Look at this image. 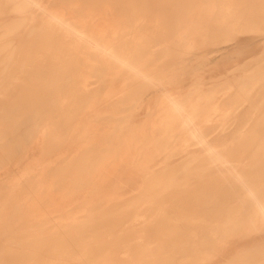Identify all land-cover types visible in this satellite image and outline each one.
<instances>
[{
  "label": "bare ground",
  "instance_id": "bare-ground-1",
  "mask_svg": "<svg viewBox=\"0 0 264 264\" xmlns=\"http://www.w3.org/2000/svg\"><path fill=\"white\" fill-rule=\"evenodd\" d=\"M14 24L22 26L9 30ZM216 34L221 35L217 43L204 45ZM6 55L0 64L1 71L6 68L0 79V116L8 114L6 124L0 123V264H93L100 248L89 247L90 236L113 229L119 212L91 219H84V213L91 217L95 209L111 210L110 202L127 194L122 183L136 180L124 178L133 169H121L122 162L148 164L138 158L151 147V155H179L188 143L206 159H223L212 160L207 169H200L202 164L182 169L183 160L173 168L167 163L151 167L152 182L191 185L154 192L142 188L136 195L157 199L170 190L181 193L187 199L183 205L204 217L190 218L188 224L177 217L181 223L166 225L140 216L134 225L126 222L131 233L124 235L123 225L120 235L161 238L174 247L154 251L162 257L141 250L139 258H113V252L112 259L106 258L142 264H264V0H0V60ZM214 79L223 83L214 87L222 91L208 97L204 90ZM152 98L157 106H150ZM230 99H246L250 105L226 132L224 113L238 109L224 104ZM186 100L184 108L169 106ZM28 110L36 116L16 120ZM140 117L147 120L140 122ZM58 118L66 122L64 128L60 124V138ZM154 126L169 133L168 127L175 135L172 146L163 148L165 140L160 147L149 142L159 138L149 134ZM74 161L89 173L80 180L98 184L96 196L103 202L95 207L72 200L76 208H60L76 193ZM171 171L175 175L166 180ZM247 179L254 180L251 186ZM161 204L167 202H145L148 209ZM60 213L81 214L68 219ZM140 230L147 234L132 232ZM196 231L205 236L200 238L204 243L197 242ZM184 254L196 256L184 263Z\"/></svg>",
  "mask_w": 264,
  "mask_h": 264
},
{
  "label": "rangeland",
  "instance_id": "rangeland-1",
  "mask_svg": "<svg viewBox=\"0 0 264 264\" xmlns=\"http://www.w3.org/2000/svg\"><path fill=\"white\" fill-rule=\"evenodd\" d=\"M13 26H14V28H15V30H16V28H17V26L20 28V26H22V25H17V24H14V25H12L11 27H9V30H11L12 28H13ZM11 28V29H10ZM13 28V29H14ZM216 36H218V37H216ZM220 34H216L215 35V37L214 38H212V37H210V39H209V37H208V42L207 43H204V45H210V44H215V43H217V41L219 40L218 38H220ZM214 39V41H212ZM216 39V40H215ZM12 40H13V42H15L16 43V39H15V37H13L12 38ZM211 42V43H210ZM6 57H8L7 55L6 56H3V59H1L0 60V64L1 63H4V62H6ZM135 58H136V56H134ZM135 58H133L132 60L134 61L135 60ZM5 59V60H4ZM5 68V67H4ZM6 68H5V70L4 69H2V71L0 70V79H3V77H5V75H6ZM243 72H244V69H243ZM242 72V73H243ZM246 72H244L243 74H245ZM246 75H247V73H246ZM214 83L213 84H211V86H208V87H204L205 88V92H206V96H211V95H216L215 93L217 92V95H220V93L219 92H221L220 91V89L218 90L217 88H214V87H218L219 88V86H221V84H223V83H221V82H218V79H214V80H212ZM216 81V82H215ZM264 81H262V83H263ZM214 85V86H213ZM213 86V87H212ZM211 87L214 89H211ZM221 88V87H220ZM217 89V90H216ZM207 90H209V92L207 91ZM226 90H229V89H226ZM219 93V94H218ZM250 97V93H249V96L247 97V98H249ZM240 98L242 99V96L240 95ZM241 99H238L237 101L239 102V103H237V101L235 100L234 101V103H233V100L232 99H230L228 102L227 101H225L226 103H224V104H227V105H236V107L238 108V109H231V112H225L224 113V116L225 117H222L223 118V120H226V121H224L223 123V126L222 127H226V129H225V131L226 132H228L229 130H231V129H234L236 126H237V122L236 121H233V120H236L237 119V117H239L240 116V114H242V113H244L245 112V110L248 108V106L250 105V101L249 100H247V101H241ZM231 100H232V102H231ZM240 100V101H239ZM156 100L154 99V98H152L151 99V101H150V106H157V102H155ZM215 101H213L212 103H210V104H213ZM218 103V102H217ZM232 103V104H231ZM160 105L162 104V103H159ZM174 106H173V105ZM185 104V105H184ZM187 104H189V102L186 100V101H177V102H175V101H173L172 103H170L169 104V106L171 107V106H173L174 108H176V109H181V108H184V107H186L187 106ZM184 107H183V106ZM235 105L233 106V108H236L235 107ZM241 105V106H240ZM178 107V108H177ZM43 109V108H42ZM41 109V110H42ZM44 109H47V108H44ZM43 109V110H44ZM187 109V108H186ZM40 110V111H41ZM35 110H28L27 112L26 111H22V113H20L21 115H17V117H19V119L17 118L16 120H20V118L21 119H23V117H25L24 115L26 114V117H32V114H35V116H36V112H34ZM44 111H46V110H44ZM227 113V114H226ZM229 113V114H228ZM15 114H16V112H15ZM23 114V115H22ZM235 114H236V116H235ZM30 115V116H29ZM231 115V116H230ZM235 116V117H234ZM2 117H4V118H2ZM7 117V118H6ZM228 117V118H227ZM0 123H5L6 124V122L8 121V114L7 113H4V114H1V116H0ZM57 118V117H56ZM222 118H221V122H222ZM226 118V119H225ZM140 119H141V121H143V120H147V119H144V118H139V121H140ZM158 120V118H148V120H151V121H153V120ZM58 120L60 121V122H58ZM58 120H56L57 122H58V125H60L61 124V122L63 123V124H61L62 125V127L64 128L65 126H64V122H63V120H60L59 118H58ZM6 121V122H5ZM137 121H138V118H137ZM140 121V122H141ZM232 121H233V123H232ZM66 123V122H65ZM8 124H9V122H8ZM229 124H231V125H229ZM61 125L59 126L60 128H58L59 129V135H58V138H60V136L62 137V131H63V128L61 127ZM227 125H229V126H227ZM32 126V128L34 127V125H31ZM31 126H29V128H31ZM151 126V125H150ZM229 127V128H228ZM28 128V127H27ZM31 128V129H32ZM62 128V130L60 131V129ZM157 132V133H155V131ZM164 129H166L167 131H169V133L168 132H165V131H158L157 130V127L156 126H154V127H152V130L150 131L151 133H149L150 135H152L153 136V134H154V137H156V138H158V139H156V142L153 140V141H149V142H152V144L153 143H156L157 145H159V147H160V144H162L163 142L162 141H164L165 140V144L163 143L161 146L164 148H168L173 142V140H174V138L173 137H175V135L173 134V133H171V131L168 129V127L166 126V127H164ZM171 133V134H170ZM169 134V135H168ZM173 134V135H172ZM156 135V136H155ZM159 135V136H158ZM164 135V136H163ZM168 135V136H167ZM162 136V137H161ZM165 136H167V138L166 139H164V137ZM230 136V135H229ZM161 137V138H160ZM169 137V138H168ZM173 138V139H172ZM159 140V141H158ZM167 140H169V141H167ZM171 141V142H170ZM159 142H162V143H159ZM168 144H167V143ZM145 143V142H144ZM146 143H148V142H146ZM164 145H166V146H168V147H166V146H164ZM172 146V145H171ZM161 147V148H162ZM194 147H192V145L191 144H189L188 143V147L184 150V151H182V153L181 152H179V155H178V152H174L175 153V155H174V153H172V154H170V152H168V153H165V152H161V153H156V155L153 153L152 155L149 153V151H151V149H152V147L150 148V150H148L146 153H144L145 155H146V157L148 158H146L144 155H142V157L143 158H141V155H139V157H140V159L138 158V160L139 161H142V159H144V160H148V164L146 163V164H140V165H129V166H127L126 165V163L124 162H122V164H121V166H122V168L121 169H126L127 171H130L131 169H133L131 172H130V175H129V173H124V178L126 179H128V178H131V179H133V178H135V180L136 181H134L133 183H127L128 185H126L125 186V183H122V186H124L125 188H124V191L127 193L124 197H121V198H119V199H117V200H113V201H111L110 202V209L112 210H109L108 209V211H103V209L102 208H99V209H95L94 211H91V217H90V213L88 214V212H86V213H84V215H85V217H84V219H91V218H98V217H108L107 216V214H109V217H112L111 215L113 214V216H116L115 214H117L118 212H119V214L116 216V217H113V218H117L118 217V223L117 222H115V224H114V222L112 223V224H114V228L113 229H110L111 227H109V229H104V230H99V231H95V232H93V235L92 236H90L91 237V241L93 242V241H95V242H90L91 244H89V247L90 248H93V249H95V248H100L99 250V254L100 255H104L105 254V256H102V259H101V256L97 253L96 255H98V256H93V261L95 262H93V264H96L97 262H99L100 264H102V263H104V264H106V262L110 259V256H111V259H112V256H113V253H114V257L113 258H115V257H128V258H139L140 256H141V254L139 255V253H140V251L141 250H148V251H150L151 252V255L153 254V256L154 257H162V256H164V253H155L154 254V251L156 252V251H167V250H170V249H172L174 246L173 245H167V243H165L161 238H148L147 236L146 237H137V238H133V239H129V238H127L126 239V237L125 236H123V235H120L121 233V231H122V229H124V226L123 225H125V229L123 230V231H125L124 232V235L126 234V233H128V232H130L129 230H127L126 231V229L128 228V223H132V225H134V224H136V222L138 223V221H140L139 219H142L144 216V218L143 219H149L150 218V216H151V220H155L156 222H157V224H159V223H161V224H166V225H171V224H173V222H174V224H176V223H178L179 221V219L181 220V222L182 223H184V224H188V223H191L194 219H196V217L197 218H203L204 216H203V213L202 212H198L197 211V214L196 213H192L190 210L192 209L191 207H185L186 205L184 204L183 205V203H185L184 201L185 200H187L186 199V197H185V195L184 194H179V193H176V192H172L171 190L169 191V192H171V194H173V195H175V197H173V195H169L170 193L169 192H167V193H164L163 195H161V196H157V199L156 198H146V197H144V196H137L138 195V193H140V192H142V188H144V190L143 191H146V192H151V191H159V190H161V188H167V187H177L178 186V188H183V187H189V185H191V184H189V183H187V184H185V183H183L182 182V184H181V182H179V183H171V182H166V181H160V182H157V181H151V180H149V179H152L153 178V176H154V174H153V172L151 171V167L152 168H154V166H155V169H157L158 167L160 168H162V166L165 164V163H167V164H169L172 168L173 167H175L176 166V164H179V162H180V164H182L183 162L185 163V164H183V166H179V167H183L182 169H186V168H190V166H192L193 168L194 167H200L201 166V164H202V167H200V169H207V168H211L212 167V165H214L213 163H215L214 161H216V160H221V159H223V157H216L215 158V156H213V157H210V158H207L208 160L210 159V162L208 163L207 162V159H206V157H203L204 155L203 154H201V153H203V152H201L200 150H195V149H193ZM177 153V154H176ZM148 154V155H147ZM170 154V155H169ZM194 154H200V155H198V156H196V157H192ZM149 155H151V157L149 156ZM191 156V157H190ZM138 157V156H137ZM171 157V158H170ZM188 157H190V158H188ZM168 158V159H167ZM186 158V159H185ZM205 158V159H204ZM221 158V159H220ZM225 158V157H224ZM187 159H189L188 161H187ZM204 159V160H203ZM182 160H183V162H182ZM212 160H213V163H212ZM196 161V162H195ZM79 162V161H78ZM205 164H204V163ZM208 164H207V163ZM195 163V164H194ZM198 163V164H197ZM200 163V164H199ZM207 164V165H206ZM75 165V166H74ZM174 165V166H173ZM198 165V166H197ZM72 166H74V170H72L73 172H75V173H73V175L72 176H76V175H74V174H77V176L74 178V180H76L77 181V183H76V186L75 187H77L76 188V190H74L76 193H74L75 195H73V196H71V198L68 200V203H65V204H62V205H60V208L61 209H65V210H70V209H73V207H77L75 204H70L71 202H72V200H74V201H76V202H82V201H84V202H88V203H92V204H89V205H87V207H89V206H93V207H95L96 206V204L97 203H101V202H103L101 199H99L97 196H96V194H97V191H98V184H95V183H93L92 181H83V180H80V179H82V178H84V177H87L88 175H89V173L86 171V173H85V171L84 170H82L81 171V169L82 168H80V167H76V164H75V161L73 162V164H72ZM97 166H99V165H97ZM209 166H211V167H209ZM77 170V171H76ZM78 170H79V172H78ZM79 174H80V176H79ZM82 174V175H81ZM153 174V175H152ZM149 175H152V176H150L149 177ZM165 176L163 177L164 178V180H165V178H166V176H167V174H164ZM171 175V178L175 175L174 174V171H171L170 173H169V175L167 176V179L166 180H168V178H169V176ZM81 177V178H80ZM145 179V180H144ZM144 180V181H143ZM148 180V181H147ZM221 180V179H220ZM220 180H218V181H215V182H220ZM247 180H248V182H250V183H248L247 182ZM247 180H245V183H247V185L249 186H251V181L253 180H251L250 181V179H247ZM75 181V182H76ZM79 181H81L80 183H79ZM146 181H147V183H146ZM254 181V180H253ZM83 182V183H82ZM152 182V183H151ZM144 183H146V184H144ZM255 183V182H254ZM88 185V186H86V185ZM148 184H150V185H148ZM152 184H154V185H152ZM156 184V185H155ZM181 184V185H180ZM197 183H192V185H196ZM253 184V183H252ZM144 185H146V186H144ZM177 185V186H176ZM183 185V186H182ZM74 187V188H75ZM82 188V189H81ZM148 189V190H147ZM78 191V192H77ZM86 191H89L88 192V196H85L84 195V193L86 192ZM166 191H168V190H166ZM136 193H137V195H136ZM169 193V194H168ZM175 193V194H174ZM133 195H135L134 197H133ZM178 195V196H177ZM181 195H182V202H181ZM171 196V197H170ZM212 196V195H211ZM210 196V197H211ZM87 197V198H86ZM129 197H133L132 198V200H131V198H129ZM160 197V198H159ZM178 197H179V199H178ZM185 197V198H184ZM209 196H207L205 199H207ZM125 198H127V199H129V201L128 200H126ZM136 198V199H135ZM162 198V199H161ZM203 199H204V197H202ZM122 199H123V201L126 203H124L123 201H122ZM126 201H125V200ZM135 199V200H134ZM158 200V201H165V202H167V206L164 204H161V205H158V206H156L157 208H149L148 209V205H146L145 206V202H148V201H154V200ZM168 200H169V202H168ZM176 200V201H175ZM116 201V202H115ZM120 201V202H119ZM122 201V202H121ZM175 202H177V204L179 205V207H178V205L175 203ZM94 203V204H93ZM111 203L114 205V206H111ZM117 203V204H116ZM119 203V204H118ZM121 203H124V204H121ZM135 203H136V205H135ZM139 205H138V204ZM141 203H143V205H141ZM171 203V204H170ZM115 204L117 205V207H118V209H117V207L115 206ZM180 204H181V206H180ZM120 205H121V207H120ZM124 207H123V206ZM135 206V208H134V206ZM138 205V208H136V206ZM140 205H141V208L142 209H140ZM177 205V206H176ZM172 206L174 207V208H172ZM175 206H176V208L178 209V210H182V212H180L179 213V211L175 208ZM114 207H116V208H114ZM123 207V208H122ZM133 209H132V208ZM147 207V208H146ZM169 207V208H168ZM181 207H182V209H181ZM113 208V209H112ZM127 208H130V210L129 211H127ZM145 208H146V211H147V213L145 212ZM185 208H187V209H185ZM125 210L124 212H123V214H122V211L121 210ZM137 209V210H136ZM171 209H173L172 211H174L173 213H171L172 211H170L169 212V210H171ZM117 210V211H116ZM121 212H120V211ZM142 210V211H141ZM153 210H155V211H153ZM160 210V211H159ZM178 211V212H176V211ZM183 210H186V213H185V211H183ZM100 211V212H99ZM102 211H103V213H102ZM131 211V212H130ZM140 211V212H139ZM143 211L145 212V213H143ZM188 211V212H187ZM107 212V213H106ZM114 212H116V213H114ZM127 212V213H126ZM135 212H137V213H143V214H136L135 215ZM155 212V213H154ZM161 212V213H160ZM164 212V213H163ZM168 212V213H167ZM96 213H98V215L96 214ZM129 213H131V215L129 214ZM151 213V214H150ZM170 213V214H169ZM176 214V216H175V214ZM185 213V214H184ZM37 214V213H36ZM36 214H32L31 216L33 217H36ZM81 213H60L58 216L59 217H61V218H68V219H74V218H77V217H80L79 215H80ZM87 214H88V216H87ZM102 214V215H101ZM150 214V215H149ZM156 214V215H155ZM187 214V215H186ZM191 214H193V215H191ZM83 215V216H84ZM94 215V216H93ZM104 215V216H103ZM106 215V216H105ZM121 215V216H120ZM165 215V216H164ZM173 215H174V217H173ZM128 216V217H127ZM142 218H141V217ZM154 216H156V217H154ZM169 218H168V217ZM181 216V217H180ZM189 218H188V217ZM191 216V217H190ZM87 217V218H86ZM135 217V218H134ZM167 217V219L165 220V218ZM171 217V218H170ZM177 217L179 218L178 220H177ZM187 217V218H186ZM193 217V218H192ZM131 218H132V220L134 219V221H131ZM186 218V220H184V219ZM191 218V222H190V219ZM130 219V220H129ZM137 219V220H136ZM160 219V220H159ZM188 219V220H187ZM129 220V221H128ZM170 220H171V222H170ZM184 220V221H183ZM125 221V222H124ZM176 221H178V222H176ZM188 221V222H187ZM67 222H72L71 220H67ZM121 222V223H120ZM126 222H128V223H126ZM181 222H179V223H181ZM187 222V223H186ZM81 223V222H80ZM123 223H125V224H123ZM134 223V224H133ZM78 224H79V222H78ZM131 225V224H130ZM129 225V226H130ZM41 231H43V232H45V233H58V231H47V229H43V230H41ZM115 231V232H114ZM123 231H122V234H123ZM118 232V233H117ZM133 233H135V234H147V231L145 232V231H143V230H140V231H132ZM164 232H166V233H168L169 234V232L170 233H177V232H181V233H187V234H189L190 233V231H188V230H183V231H177L176 232V230H166V231H164ZM196 232H198V231H196ZM108 233H109V235H111V233H112V235L111 236H109L108 235ZM131 233V232H130ZM132 233V234H133ZM199 233L200 232H198V234H197V237L196 238H198L197 239V242H200L201 244L202 243H204L203 242V240L204 239H206V238H204L203 236H199L198 237V235H199ZM204 233V232H203ZM115 234V235H114ZM201 234V233H200ZM117 235V237H115ZM119 235H120V239L118 238L119 237ZM94 236V237H93ZM114 236V237H113ZM113 237V238H112ZM201 237H203L204 239L202 240V239H200ZM96 238V239H95ZM109 238H110V240H109ZM119 240H118V239ZM94 239V240H93ZM122 239V240H121ZM129 239V240H128ZM141 239V240H140ZM108 240V241H107ZM114 240H116V241H114ZM124 240H125V242H127L128 241V243H126L125 244V242H124ZM133 240L135 241V243L136 244H133L134 242H133ZM199 240V241H198ZM104 241V242H103ZM130 241V242H129ZM124 242V243H123ZM133 242V243H132ZM141 242V243H140ZM155 242V243H154ZM163 242V243H162ZM131 243V244H130ZM148 243V244H147ZM154 244V246H151V245H153ZM115 246H114V245ZM151 244V245H150ZM155 244H156V246H155ZM91 245V246H90ZM120 245H122V247H120ZM124 245H126L125 247H124ZM127 245H128V247H127ZM131 245V246H130ZM109 246H111V247H109ZM130 246V247H129ZM205 246V245H204ZM67 246H63V248H66ZM89 247H87V248H89ZM95 247V248H94ZM124 247V248H123ZM139 247V248H138ZM170 247H172V248H170ZM115 249V251H113ZM116 249H120L119 251L118 250H116ZM122 249V250H121ZM130 249V250H129ZM86 250V249H85ZM130 251V252H128V251ZM137 250V251H136ZM104 253H103V252ZM127 251V252H126ZM102 252V253H101ZM113 252V253H112ZM118 252V253H117ZM123 252V253H122ZM82 253H84V252H82ZM126 254V256H124L125 254ZM110 254V255H109ZM118 254V255H117ZM120 254V255H119ZM128 254V255H127ZM84 255V254H83ZM123 255V256H122ZM194 255V256H193ZM100 256V257H99ZM108 256V258L109 259H107L106 257ZM188 254H184V255H182V257H184V258H187V260L188 259H190L191 260V258H194L196 255L195 254H191V255H189L188 257ZM193 256V257H192ZM104 257H105V260H104ZM197 257H198V255H197ZM101 259L100 261H97L98 259ZM96 260V261H95ZM190 260H188V261H184V263H186V262H190ZM88 261V260H87ZM86 260H82L81 261V263H77V264H89L88 262H90V261H88L87 262ZM104 261H106V262H104ZM92 262V261H91ZM90 262V264H92ZM193 261L191 260V263H187V264H196L195 262H193ZM99 263H97V264H99ZM142 264V263H140V262H122V263H119V262H110V261H108L107 262V264ZM183 263V262H182ZM181 263V264H182ZM143 264H151V262L150 263H143ZM152 264H170V263H162V262H159V263H156V262H153ZM172 264V263H171ZM174 264V263H173ZM175 264H177V263H175ZM178 264H179V262H178Z\"/></svg>",
  "mask_w": 264,
  "mask_h": 264
}]
</instances>
